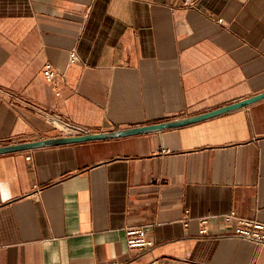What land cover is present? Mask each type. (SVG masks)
Listing matches in <instances>:
<instances>
[{
  "label": "crops",
  "instance_id": "obj_1",
  "mask_svg": "<svg viewBox=\"0 0 264 264\" xmlns=\"http://www.w3.org/2000/svg\"><path fill=\"white\" fill-rule=\"evenodd\" d=\"M263 93L264 0H0V145L62 136L46 112L102 133L238 105L0 154V264H264L220 219L264 222Z\"/></svg>",
  "mask_w": 264,
  "mask_h": 264
},
{
  "label": "built area",
  "instance_id": "obj_2",
  "mask_svg": "<svg viewBox=\"0 0 264 264\" xmlns=\"http://www.w3.org/2000/svg\"><path fill=\"white\" fill-rule=\"evenodd\" d=\"M200 0H183L185 6L196 7ZM78 61V54L72 50L69 57L68 65ZM44 78L57 85L56 96L61 95V90L58 87L59 81L65 79V71H60L55 65L48 62L43 67ZM45 120L57 129L62 136L81 135L88 133L89 130L73 124L69 118L61 117L51 113H44ZM28 160L31 156L26 157ZM223 224L231 225L232 233L236 237L250 240L257 245H264V222L253 218H246L239 215L235 210L224 213L220 216ZM212 216L207 215L199 218L200 233L206 234L209 232ZM187 225V222L185 223ZM127 245L131 249H142L151 247L153 241L147 236V228L145 226H129L125 229Z\"/></svg>",
  "mask_w": 264,
  "mask_h": 264
},
{
  "label": "water",
  "instance_id": "obj_3",
  "mask_svg": "<svg viewBox=\"0 0 264 264\" xmlns=\"http://www.w3.org/2000/svg\"><path fill=\"white\" fill-rule=\"evenodd\" d=\"M259 97H264V93L262 95H259ZM251 100L252 99L241 103V106L250 103ZM235 107H238V105H232L229 107H225L223 109L213 111L212 113H207V114H203V115L183 118V119H179V120H175V121H169V122L158 124V125L127 128V129H120V130H116V131H109V132H102V133H90V132H88V133H84L81 135L59 136V137L49 138L46 140L35 141V142H21V143H14V144H5V145H0V154L10 153V152H15V151L28 150V149H32V148H38V147L60 145V144H69V143H76V142H83V141H90V140H97V139L116 138V137H122V136H127V135H132V134L144 133V132H149V131H154V130H161L164 128L175 127V126L190 123V122L202 119V118L214 116V115L223 113L225 111L234 109Z\"/></svg>",
  "mask_w": 264,
  "mask_h": 264
}]
</instances>
